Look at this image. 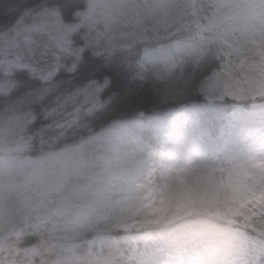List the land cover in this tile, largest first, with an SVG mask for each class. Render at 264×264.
<instances>
[{"label":"clouds","instance_id":"1","mask_svg":"<svg viewBox=\"0 0 264 264\" xmlns=\"http://www.w3.org/2000/svg\"><path fill=\"white\" fill-rule=\"evenodd\" d=\"M0 264H264V0H0Z\"/></svg>","mask_w":264,"mask_h":264},{"label":"rangeland","instance_id":"2","mask_svg":"<svg viewBox=\"0 0 264 264\" xmlns=\"http://www.w3.org/2000/svg\"><path fill=\"white\" fill-rule=\"evenodd\" d=\"M217 112L218 110H211L210 119L208 118L207 120H205V117L196 118L193 116L191 118H187L180 126L170 125L169 121L164 130L166 140H172L176 137L178 138V142H169L176 145H183L188 139L206 133L209 125L217 119Z\"/></svg>","mask_w":264,"mask_h":264},{"label":"trees","instance_id":"3","mask_svg":"<svg viewBox=\"0 0 264 264\" xmlns=\"http://www.w3.org/2000/svg\"><path fill=\"white\" fill-rule=\"evenodd\" d=\"M208 116V117H207ZM205 117V120H207L208 118L210 119V112L208 113ZM190 118V114L189 113H185V112H180L177 113L171 120H170V125H177L180 126L183 124L184 120ZM215 121V120H214ZM168 141H172V142H178V138L175 137V139L172 140H168Z\"/></svg>","mask_w":264,"mask_h":264},{"label":"snow or ice","instance_id":"4","mask_svg":"<svg viewBox=\"0 0 264 264\" xmlns=\"http://www.w3.org/2000/svg\"><path fill=\"white\" fill-rule=\"evenodd\" d=\"M67 10L70 12L72 8V0H66ZM94 61L90 60L88 57L85 58V62L81 65V72H87L94 65Z\"/></svg>","mask_w":264,"mask_h":264}]
</instances>
